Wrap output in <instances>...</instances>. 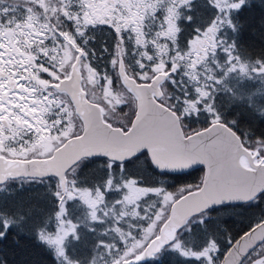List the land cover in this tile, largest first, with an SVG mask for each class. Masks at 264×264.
<instances>
[{"label": "trees", "instance_id": "obj_1", "mask_svg": "<svg viewBox=\"0 0 264 264\" xmlns=\"http://www.w3.org/2000/svg\"><path fill=\"white\" fill-rule=\"evenodd\" d=\"M45 4L47 1L39 0L35 2L36 6L28 7L23 4H14L9 0H0V9L8 10V19L12 21V25L0 28V35L7 41L16 39L18 48H27L30 51L27 55L33 54L35 64H30L28 71H24L23 66L18 68L19 72L24 74L32 72V69L41 78L48 77L47 72L38 69V65L52 68L56 66L62 50H66L63 39L58 35L59 32L68 30L71 38L79 43V47L83 48L85 60L89 64V68L93 73H99L106 77H114L113 60H117V47L120 45L121 56H123L124 64L129 71L135 76L139 73L149 72L151 69L172 67L175 61L179 67L176 71L171 72L170 78L165 82L167 86V99L176 112L182 110V102L185 98L194 101L198 96L195 91L196 85H193L188 79V65L186 56H175V48L178 39L180 50L183 52L187 46V41L194 35L196 24L203 27L204 23L215 15V9L207 4V0H197V20L193 24L187 22L181 23L177 21L178 26L182 29L176 35L175 42L172 43L170 49H167L165 59L160 62L159 56H151L149 60L147 55L142 52L153 51L154 44L140 42V38L136 37L132 29H125L118 26L120 31L117 32L114 23L109 21L96 20L92 24H86L82 30L76 29L74 25V16L61 11L59 14L49 11ZM166 3H159L155 10L149 15L152 22L149 30L159 25L161 19L165 17ZM180 10L178 9L177 12ZM148 18V17H147ZM233 19L239 26V31L233 33L231 30L225 32L227 39L232 42L236 41L238 48L237 54L247 63L257 58H264V0H249V3L238 12L233 13ZM159 21V22H158ZM146 29H148L146 27ZM78 30L83 35H78ZM59 31V32H58ZM11 33V35H9ZM8 35V36H7ZM121 40L123 41L121 43ZM167 42L166 38L161 39ZM169 43V42H168ZM139 44H143L140 46ZM173 46V47H172ZM173 56L171 62V57ZM38 58V59H37ZM219 60L221 58L219 57ZM167 63V66L165 64ZM144 68H140V64ZM60 66V64H59ZM218 79L223 83L217 85L213 82L207 85L208 89L205 101L209 100L208 106H212L209 112L206 107L199 104V108L195 114L188 115L185 119L190 128L202 127L208 122L215 120L218 114L221 121L231 126L238 136L246 145L249 142L264 140V82L259 79L245 76L239 72L224 76L219 75L220 71L216 69ZM48 89L44 88L43 92ZM50 92V91H48ZM61 97V96H60ZM61 99H64L63 96ZM63 110L56 105L49 108L50 119H58L60 122L64 119L71 109L69 103H59ZM58 127H61L60 124ZM134 160L131 165H127L123 173L124 179H136L139 181L137 185L141 187H163L164 190L174 189L179 185L198 183L201 176V167L188 170L185 173H164L158 172L153 168L147 158L146 152ZM118 164V163H117ZM107 160L103 157H92L82 160V167L75 180L79 186H87L90 188H105L108 178ZM117 177V183H120L121 175L119 167L112 169ZM57 180L53 177L44 179H16L8 181L0 185V210L9 216L26 217L25 229L33 234L41 229L50 231L54 229L56 213L58 212V199L55 196L57 192ZM104 204L110 205L118 200L121 196L115 188L110 192H105ZM140 206H149L145 212L140 208V213L129 221V225L122 226L128 229L132 236H137V230L147 225L148 217L156 215L157 208L161 207L158 198L149 194L140 200ZM81 207V206H80ZM160 210V209H159ZM162 211V210H161ZM85 209L71 206L69 214L74 219H78ZM144 213V214H143ZM143 214L144 216H139ZM205 217L206 223H190L178 234L182 247L187 250H199L210 241H214L219 245V251H213L216 257L215 264L221 258L225 249L229 246V239L234 240L245 229L254 225L255 222L264 218V193L254 202L244 204L233 203L222 205L221 207H213L204 212L201 216H196L195 221ZM105 225V224H104ZM104 225L95 223L82 224L78 226L79 240L74 238H65V248L68 254L80 264L87 263L95 255V249H101L105 242L110 241L107 233L104 231ZM120 225H123L121 223ZM191 228V231L188 229ZM102 233V234H101ZM23 233H14L5 246L0 247V255H3L7 264H58L52 250L45 245L37 242L34 235L26 236L22 244L17 246V241ZM132 240V239H129ZM117 255V254H116ZM107 258L105 254L103 259ZM102 263V260H100ZM142 264H205L204 261H195L188 257L181 256L178 252L170 247L159 252L155 260L149 259Z\"/></svg>", "mask_w": 264, "mask_h": 264}, {"label": "rangeland", "instance_id": "obj_2", "mask_svg": "<svg viewBox=\"0 0 264 264\" xmlns=\"http://www.w3.org/2000/svg\"><path fill=\"white\" fill-rule=\"evenodd\" d=\"M39 0H9V2H12L14 4H23L28 7L36 6L35 2ZM47 1L49 4H45L49 11L54 12L56 11L58 14L63 10L67 14L74 16V25L76 29L83 30L85 28L86 24H92V22H95L96 20L99 21H109L114 23L115 27L121 26L125 29H132L134 35L138 38H140V42L143 41V43H151L154 44V50L149 52H145V48L142 47V52L144 55H147V58L149 56H159L160 62L162 59H165L166 57V51L167 49L171 47L172 43H176V35L177 33H173L169 37H167V42H164L163 38L165 37H158L157 34L162 31L161 25L164 23V18L160 20L159 25H157L154 28V31L149 30L150 23L152 22L151 16L149 15L153 12V9L156 8L159 3H166L165 10H167L170 7H172L171 0H147L148 3H150L153 7H145L146 0H43ZM167 12L165 16L167 15ZM148 17V18H147ZM146 27L148 29H146ZM167 25L165 24V28ZM227 28L222 29L216 39L219 42V40L223 39L226 40L228 43H231L230 40L227 39V36L225 32H227ZM59 32V31H58ZM65 34L69 38L65 39V36L62 35ZM11 35V33H9ZM62 39L63 43L67 47L66 50H62V56L60 57L59 61L57 62L56 66H53L52 68L49 67H41V65H38V69L41 71H45L48 74V77L41 78L37 75V73L32 69V72H28L24 74L21 73L24 77V83L28 87V98L25 101L27 105H29V108L25 109V112L22 113V115H26L29 122H31L34 126L28 127L26 124H24L18 117L13 116L12 119L5 118L4 120L0 121V126L4 128H11L15 131V143H13L12 139H9L7 141L8 145L11 147L17 148L19 151L20 146L24 145L25 147H30L32 143H35L37 140L39 143L36 145L35 149L31 152L26 153V157H36V156H47L50 152L54 150L60 144L63 140H65L69 135H73L77 132L79 127V122L77 121L75 115L73 114V110L69 112L66 116L64 115V119L60 122L57 118L51 120L50 119V113H48L49 108H55L56 105L59 106L60 110H63V108L60 106L59 103L66 102L65 98L61 99L62 95L60 93L53 91L48 87V82H55V79L57 77H63L66 73L67 66L74 60L75 54L77 53V47L74 43L71 41L73 40L69 34V31H63L59 32L58 34ZM8 36V35H7ZM2 37V35H0ZM193 40H195V35L192 37ZM169 42V43H168ZM4 45L7 48V52L12 55L15 58V67L17 69L21 67L23 64H27L29 61L30 64H35L32 55H27L30 51L27 48H18L16 39H10L5 41ZM142 46L141 44H139ZM173 47V46H172ZM203 47L201 44L196 45H188L186 46V50L191 51V56L185 55L188 65V74L187 77L191 81L193 85H196V89L199 88L202 93L207 92V85H210L211 82L218 79V77H214L212 80H209L205 77V73L203 71L204 67L210 66L211 68L217 69L220 71V69L216 68V64H223L225 62L224 54L221 49H216V57L215 59H211V49H209L208 54L206 56V59L208 60V64L205 65L204 61L197 59V52L196 49ZM118 48L120 49V45L118 44ZM81 52L83 53V48L79 47ZM28 51V52H27ZM165 52V54H163ZM21 53L23 55V59H20ZM31 57V59H30ZM80 68H81V86L86 91V97L89 98L92 101H95L97 103H100L102 107L104 108V118L106 121H109L113 123L114 125H117L119 127H125L127 124L130 123L132 115H133V109H132V100L129 96V93L125 90V88L122 87L117 75L116 71L114 70L113 78L112 75L108 76L111 80V84L109 85L107 83V80L105 79L106 76L99 74L98 72L95 74L92 72V70L89 68V64L85 60L84 54L80 55ZM171 56H168V59ZM184 57V56H183ZM182 57V58H183ZM219 57L221 60H219ZM171 62L173 60V56L171 57ZM176 63V62H175ZM60 64V66H59ZM177 64V63H176ZM197 65L200 66V69L198 70ZM179 67V65L177 64ZM115 67V65H114ZM177 67V68H178ZM116 68V67H115ZM165 67H161L159 69H162ZM168 69V68H167ZM169 69L172 72V67H169ZM154 69H151V71L146 73H139L136 74L134 77L138 81L141 80H147L148 77L155 72ZM132 73V72H131ZM8 75L7 72L4 70V65L0 64V76ZM167 80H165L166 82ZM163 82L162 90H163V97L165 103H167L169 106L170 103L167 99V86L166 83ZM11 86L14 87V82L8 81ZM44 88H47L50 92H43ZM195 89V91H196ZM197 92V91H196ZM3 93H0V96H3ZM198 96L193 101L188 100L185 98L182 102V110L180 112H177L180 120H181V126L182 129L185 130V132H190L197 130L195 128H190L187 124V121H185L186 117L191 114H195L197 108V104L200 103L202 107H206L209 104V100L205 101L204 96H201L197 94ZM61 96V97H60ZM12 100L15 99V97L10 98ZM119 101V106L117 107V102ZM3 108L0 107V111H2ZM123 123V124H122ZM60 124L61 127H58ZM43 129V131H37L36 129ZM199 128V127H197ZM2 134V133H0ZM257 142L258 141H254ZM254 146V148L260 147L261 149L264 147V144H257ZM252 144L249 142L246 146L250 147ZM45 148L48 149V153H45ZM252 148V146L250 147ZM25 158V157H22ZM82 167V161L72 165V167L69 168V170L66 172L65 176L68 181V187L69 189L72 188V181H75L77 178V175L80 171V168ZM202 170V169H201ZM202 173V172H201ZM199 181V180H198ZM6 183V182H5ZM121 183V182H120ZM199 183V182H198ZM198 183L194 184H186V185H179L178 187L174 189H168L167 191L164 190L163 187H156V188H149V187H141L139 185H131L128 188L123 189L122 191H117L120 193V198L114 203L107 205L104 204V200H97L95 195V189L96 188H90L87 186H79L75 185L76 192L74 193L75 198L72 200H68L67 196L65 195V203L68 208V215L64 218L63 224L59 221L57 215L55 217L56 223L54 226L55 231L50 230H44L41 229L39 233H42L44 235L49 236L50 238H55L56 235H63L61 232V228L66 225L69 221L71 223L76 224L78 226L82 224H93L95 223H101L104 225V231L107 233V237L110 239V241L105 242V244H113L115 247L111 249L112 255L109 256L108 252L109 249L105 247H101V249H95V255L94 257L84 264H93V260L96 261V264H111V261L113 258H118L119 256L123 255L126 248L132 247V245L139 243L140 248L136 249L135 251L138 253L141 248L148 242V240L151 239V237L154 234V231L156 229V226L160 221L163 219V214L168 208V204L178 195L183 194L185 191H188L190 188L195 187L198 185ZM57 184V183H56ZM3 185V184H1ZM58 186V185H57ZM106 186V185H105ZM113 188H115V185H113ZM154 189H160L161 191L157 192L154 191ZM62 191V189H58L57 191ZM83 193H87L86 196H82ZM105 194V193H104ZM152 194L156 198H158L159 205L161 207L157 208L156 215L147 216L148 221L147 225L144 228H140L137 230V236H132V234L129 232L128 229L123 228L122 226L129 225V221L136 217L138 213H140V208L145 212V210L149 207H141L140 206V200L146 195ZM165 196H170V199H165ZM127 197V199H125ZM96 200V204L94 207L90 206L85 201H92ZM119 201V203H117ZM249 201V202H254ZM59 204L60 201L58 200V206L57 210H59ZM115 204V208H113V205ZM71 206L79 208L80 210L85 209V212L82 213V215L76 220L69 214V208ZM81 206V207H80ZM160 209V210H159ZM162 210V211H161ZM95 213L97 220L93 221L92 214ZM144 214V213H143ZM143 214H140L139 216H144ZM147 214H145L144 218ZM197 217H193V220H195ZM102 221V222H101ZM123 223V225H120ZM191 223V222H190ZM190 223L184 224L183 227L180 228V230L177 233H180L184 228L188 227ZM101 233V234H102ZM123 237V239H122ZM132 239V240H129ZM62 246L65 247L64 240L62 241ZM169 245L168 247H170ZM167 247H162V250H165ZM119 249V251H117ZM187 250V249H184ZM160 251V252H161ZM191 251V250H187ZM193 251V250H192ZM214 251V250H213ZM212 251V255L213 252ZM53 253V252H52ZM105 254H107V258L103 259ZM117 254V255H116ZM159 254L156 256H152L150 259L155 260ZM102 260V263L100 262ZM149 261V260H148ZM74 264H80L76 261H74Z\"/></svg>", "mask_w": 264, "mask_h": 264}, {"label": "water", "instance_id": "obj_3", "mask_svg": "<svg viewBox=\"0 0 264 264\" xmlns=\"http://www.w3.org/2000/svg\"><path fill=\"white\" fill-rule=\"evenodd\" d=\"M80 55L81 51H77L63 77H57L55 82H48L53 91L67 98L79 122L77 132L62 141L69 147L63 153H57L54 148L49 154L56 155L62 165L76 154L88 150L97 153L93 157L106 159L107 157L102 155L104 151L113 155H125L129 152L138 154L140 150H144L149 162L158 172L177 174L199 167L203 171L198 185L178 195L168 204L153 236L139 252L146 250L157 236L166 238L169 231L177 236L181 227L175 231L174 226L183 224L193 213H203L202 210L210 201L231 198L232 202L222 205L243 204L252 201L245 198L264 189V164L260 163L264 156L258 157L257 148L245 146L231 126L221 120L216 123L210 121L197 130L185 133L177 112L165 103L163 97L161 85L170 76V69L156 70L147 80L138 81L125 66L118 48L116 75L132 98L134 109L130 123L125 127H119L105 120L104 108L100 103L86 97V91L81 86ZM77 137L84 139L79 140ZM47 156L25 158L43 161ZM74 164L76 162L65 168L64 175ZM15 171L18 174L7 181L54 177L58 185V178L49 172L48 166L45 165L21 164ZM261 221H264V218L241 232L231 241L232 244L234 245L236 240ZM151 257L146 256L144 261ZM129 259L133 257L129 256ZM235 262L234 249L229 245L217 264Z\"/></svg>", "mask_w": 264, "mask_h": 264}, {"label": "snow or ice", "instance_id": "obj_4", "mask_svg": "<svg viewBox=\"0 0 264 264\" xmlns=\"http://www.w3.org/2000/svg\"><path fill=\"white\" fill-rule=\"evenodd\" d=\"M248 3L249 0H207V4L215 9L216 14L207 20L203 27L199 26V24H196L194 28L195 40L190 37L186 43L188 45H203V47L196 49V52L197 59L204 61L205 65L208 64L206 56L209 49H211V59H215L216 49H221L224 54L225 62L223 64L217 63L216 68L220 69L219 75L224 76L225 79L228 75L239 72L245 76L256 78L264 82V58H257L254 61L246 63L243 58L237 54L238 45L235 40H233L231 43H228L226 40L221 39L218 42L216 39L218 33L224 28L231 30L233 33H237L239 31V26L233 19V13L240 11ZM171 4L172 7L168 9L167 15L164 17V23L161 25L162 31L157 34L158 37L167 38L173 33H180L182 29L178 26L177 21L181 23L187 22L189 24H193L197 20V0H171ZM145 7L153 6L146 0ZM178 9L180 10L179 12H177ZM8 17V10L0 9V28L5 26L10 27L12 25V21H10ZM165 24L167 25L166 28ZM116 31H120L119 27L116 28ZM77 34L83 35V32L78 30ZM62 35L65 36V39L69 38L65 34ZM71 42L76 45L77 51H81L77 41L72 40ZM122 42L123 41L121 40V43ZM170 51L172 50L170 49ZM81 54L83 55L82 52ZM174 55L179 57H183L185 55L191 56V51L186 50L185 52H181L177 39ZM20 59H23L22 53ZM148 59L151 60L152 57L149 56ZM112 63L115 65L116 61L113 60ZM167 63L168 62H165L166 66ZM0 64L4 65V70L8 73V75L0 76V93L4 94L3 96H0V107L3 108V110L0 111V121L4 120L5 118L10 120L13 116H16L28 127H33L34 125L29 122L26 115H22V113L25 112V109L30 107L25 103L28 98L29 89L24 83L25 77L18 71L17 67L13 66L15 65V58L7 52V48L4 45V37H0ZM22 66L24 71H28L27 64H23ZM139 66L141 69L144 68L142 63ZM41 67H43V65H41ZM177 67V64L175 61H173L172 71H176ZM197 68L199 70L200 66L197 65ZM153 71H155V69ZM203 71L205 73V77L209 80H212L217 75L216 69L211 68L210 66L204 67ZM105 79L110 85L111 80L107 77H105ZM8 81L14 82V87L7 83ZM214 83L219 85L223 83V80H214ZM196 91L201 96L207 95L206 93H202L199 88H197ZM12 97H15V99H10ZM118 106L119 101L117 102V107ZM197 108H199V104H197ZM207 108L209 112L212 111V106H207ZM102 111L103 109H101V112ZM261 115H264V111L261 112ZM219 119L220 117L217 114L215 120L212 122L216 123L219 121ZM36 130L41 132L43 131V129L39 128ZM0 133H2L0 134V183H4L10 177L17 175L18 172L15 170L18 169L21 164L48 166V171L53 173L58 178V189H62V191L58 190L55 193V196L60 201L59 210L56 215L61 224H63L64 218L68 215V208L66 206L64 197L66 195L68 200H72L75 198L74 193L77 191L75 188V181H72V188L69 189L67 178L64 175V170L70 164L74 162L78 163L84 159L91 158L97 153L91 150L80 152L72 159L64 161L62 165L58 157L51 154H49L47 159L43 161L27 160L26 158L18 159L20 157H26V153L33 151L39 141L37 140L35 143H32L30 147L21 145L18 151L17 148L11 147L7 143L9 139H12L13 143L16 142L15 131L11 128L6 129L0 126ZM77 139L83 140L84 137H77ZM258 143L264 144V140L258 141ZM68 147V144L61 142V145L57 146L55 151L57 153H63ZM45 153H48L47 148H45ZM144 154V150H140L138 154L136 152H129L125 155H113L108 151L102 152V155L107 157L106 171L108 178L106 181V186L103 190L100 187L95 189L97 200H103L104 193L112 191L113 185H115V190L119 192L130 187L131 185L138 184L139 181L136 179L125 180L123 173L126 170L127 165H131L134 160L138 159L140 155ZM257 154H260L259 150H257ZM117 161L119 162L118 164L116 163ZM260 163L264 164V160H261ZM114 167H119L121 173L119 180L121 183H117V177L112 171ZM154 191L159 192L161 190L154 189ZM197 191H199V189ZM262 193H264V189L257 191L254 195L245 199L256 200ZM86 195L87 193L82 194V196ZM125 199H127V197H125ZM165 199H170V196H165ZM85 202L92 207H94L96 204V200ZM228 202H232L231 198H222L210 201L202 211L208 212V210L212 209L214 206H220ZM117 203H119V201H117ZM113 208H115V204L113 205ZM193 216H201V213H193V215L189 216L183 222V224L191 222L204 225L206 223L205 217L202 216L201 219L195 221L193 220ZM92 219L93 221L97 220L95 213L92 214ZM25 221L26 217L24 216L17 218L15 216H9L0 210V247L5 246L6 242H8L10 237H12L16 232L23 233L20 235L19 240L17 241V246L25 241L26 236L34 235L37 242L52 250L58 261V264H74L73 258L68 254L67 249L62 246V241L65 240L66 237L79 240L80 236L78 225L69 221L61 228L63 235H56L53 239L39 232L33 234L31 231H26L24 227ZM183 224L174 226L173 230L178 231L180 227H183ZM53 231H55V229H53ZM188 231H191V228H189ZM162 245L163 247H168L171 245V249L178 252L181 256L188 257L198 262L204 261L205 264H215L216 257L212 255V251H219V245L214 241H210L208 245L199 250H184L179 236L172 235V231H169L166 238L157 236L156 239L150 243L146 250H143L139 253L135 251L136 249L140 248L139 243L132 245V247L126 248L123 255L119 256L118 258H113L111 264H142V261H144L146 256L151 257L154 253L161 251ZM229 245L234 249L235 252V264H264V221L257 223L250 229V231L245 232L244 235L240 237V239L235 241L234 245L232 244L230 238ZM103 247L109 249L108 255L111 256V249L115 247V245L105 244ZM117 251H119V249H117ZM129 256H132L133 259H129ZM0 264H7V260L3 255H0ZM93 264H96L95 260H93Z\"/></svg>", "mask_w": 264, "mask_h": 264}, {"label": "flooded vegetation", "instance_id": "obj_5", "mask_svg": "<svg viewBox=\"0 0 264 264\" xmlns=\"http://www.w3.org/2000/svg\"><path fill=\"white\" fill-rule=\"evenodd\" d=\"M122 124H123V123H122ZM256 143H257V142H252V143H251V144H252L251 146H252V147L255 146ZM257 144H259V143H257ZM251 146H250V147H251ZM248 147H249V146H248ZM258 149H259V153H260V154L258 155V157H263V156H264V147H263L262 149L259 147Z\"/></svg>", "mask_w": 264, "mask_h": 264}, {"label": "bare ground", "instance_id": "obj_6", "mask_svg": "<svg viewBox=\"0 0 264 264\" xmlns=\"http://www.w3.org/2000/svg\"><path fill=\"white\" fill-rule=\"evenodd\" d=\"M170 75V74H169ZM171 76V75H170ZM170 76L167 78V80L170 78ZM132 109H133V107H132ZM133 113H134V109H133ZM151 163V162H150ZM152 165V164H151ZM253 226V225H252ZM251 227V226H250Z\"/></svg>", "mask_w": 264, "mask_h": 264}]
</instances>
